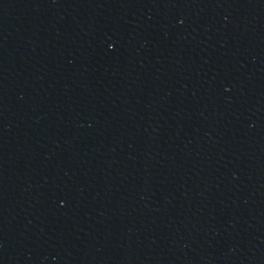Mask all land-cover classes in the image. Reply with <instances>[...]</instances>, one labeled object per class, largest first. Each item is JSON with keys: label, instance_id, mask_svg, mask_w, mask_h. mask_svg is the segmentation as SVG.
Returning a JSON list of instances; mask_svg holds the SVG:
<instances>
[{"label": "water", "instance_id": "95a60500", "mask_svg": "<svg viewBox=\"0 0 264 264\" xmlns=\"http://www.w3.org/2000/svg\"><path fill=\"white\" fill-rule=\"evenodd\" d=\"M0 264H264V0H0Z\"/></svg>", "mask_w": 264, "mask_h": 264}]
</instances>
